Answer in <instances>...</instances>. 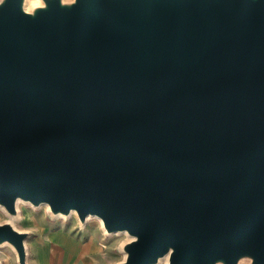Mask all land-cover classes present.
<instances>
[{
	"label": "water",
	"instance_id": "water-1",
	"mask_svg": "<svg viewBox=\"0 0 264 264\" xmlns=\"http://www.w3.org/2000/svg\"><path fill=\"white\" fill-rule=\"evenodd\" d=\"M0 3V207L100 220L116 264H264V0ZM26 232L0 224L26 264Z\"/></svg>",
	"mask_w": 264,
	"mask_h": 264
},
{
	"label": "rangeland",
	"instance_id": "rangeland-1",
	"mask_svg": "<svg viewBox=\"0 0 264 264\" xmlns=\"http://www.w3.org/2000/svg\"><path fill=\"white\" fill-rule=\"evenodd\" d=\"M37 0H26V11ZM69 1V0H67ZM16 207L17 215L11 217L7 212L0 207V224L9 222L17 231L26 232L27 238L25 239L26 246H29L31 241H34L40 234L41 230L52 229H70L75 230L74 233L84 232L94 236L100 241L102 249L99 259H96V264H116L124 258L121 246L128 242L130 239L124 233L115 232V234H106L100 224V220L94 217H86L83 225L80 224L75 214H69L67 217L51 216L47 206L40 205L33 207L32 205L20 201ZM0 264H17L16 253L13 251L9 244L0 245ZM158 264H166L158 262ZM239 264H249L247 260H241Z\"/></svg>",
	"mask_w": 264,
	"mask_h": 264
},
{
	"label": "crops",
	"instance_id": "crops-1",
	"mask_svg": "<svg viewBox=\"0 0 264 264\" xmlns=\"http://www.w3.org/2000/svg\"><path fill=\"white\" fill-rule=\"evenodd\" d=\"M75 230H41L26 246V264H96L102 249L100 241Z\"/></svg>",
	"mask_w": 264,
	"mask_h": 264
},
{
	"label": "bare ground",
	"instance_id": "bare-ground-1",
	"mask_svg": "<svg viewBox=\"0 0 264 264\" xmlns=\"http://www.w3.org/2000/svg\"><path fill=\"white\" fill-rule=\"evenodd\" d=\"M41 4V1L40 0H37L36 1V3L35 4H33L34 6H36V5H40ZM25 9H26V7H25ZM20 201H17V203H16V205L19 203ZM18 206V205H17ZM71 214H74V213H71ZM60 217V216H59ZM100 224H101V222H100ZM125 234V233H124ZM159 262H166V258H162V260H160Z\"/></svg>",
	"mask_w": 264,
	"mask_h": 264
},
{
	"label": "clouds",
	"instance_id": "clouds-1",
	"mask_svg": "<svg viewBox=\"0 0 264 264\" xmlns=\"http://www.w3.org/2000/svg\"><path fill=\"white\" fill-rule=\"evenodd\" d=\"M0 3H3V0H0Z\"/></svg>",
	"mask_w": 264,
	"mask_h": 264
}]
</instances>
